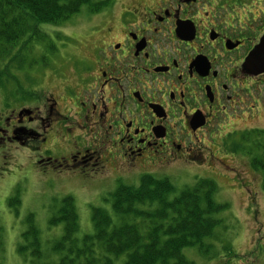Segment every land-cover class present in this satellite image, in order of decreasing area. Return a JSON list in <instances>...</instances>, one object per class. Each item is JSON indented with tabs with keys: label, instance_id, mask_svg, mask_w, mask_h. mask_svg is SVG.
<instances>
[{
	"label": "flooded vegetation",
	"instance_id": "1",
	"mask_svg": "<svg viewBox=\"0 0 264 264\" xmlns=\"http://www.w3.org/2000/svg\"><path fill=\"white\" fill-rule=\"evenodd\" d=\"M97 19L84 67L52 63L56 88L0 118V145L30 149L39 171L118 181L199 164L214 123L264 108V73L245 67L264 0H128Z\"/></svg>",
	"mask_w": 264,
	"mask_h": 264
},
{
	"label": "trees",
	"instance_id": "2",
	"mask_svg": "<svg viewBox=\"0 0 264 264\" xmlns=\"http://www.w3.org/2000/svg\"><path fill=\"white\" fill-rule=\"evenodd\" d=\"M114 2L0 0V61L11 58L17 51L22 55L26 51L33 53L37 45H42L41 63L36 62V66L44 70L49 68L52 58L59 57V49L40 25L62 26L79 14L84 6L90 14L97 15L112 7ZM56 35L63 38V34ZM31 57L33 60L29 67L35 64L37 55ZM40 89L36 85L31 96L39 94ZM240 137L245 138L241 144L249 146L251 168L260 174L264 192V130L244 131ZM2 146L7 147L1 145L0 153ZM33 156L29 150V163L35 171L45 175L42 179L63 183V179L70 178L52 170L46 173L39 171ZM5 171L8 168L4 169V174ZM138 176L135 174L133 177ZM112 182V190L103 189L102 180L95 186L100 192H97V197L102 195L103 203H111V211L102 206L93 207V230L88 234L79 233L80 211L73 193L64 195L59 190L56 191L59 194L53 197L56 207L49 223L54 226L61 224L63 230L49 248L41 242L35 215H28L25 218L27 229L23 230L17 246L19 255L25 258L24 264H196L185 255L187 248L192 246L201 255L209 257L215 237L225 233L228 238L231 227L222 215L227 213L230 205L218 201L219 187L212 179L197 177L180 191L168 174H143L136 184L123 178ZM8 202L14 211L21 205L19 190L8 198Z\"/></svg>",
	"mask_w": 264,
	"mask_h": 264
},
{
	"label": "rangeland",
	"instance_id": "3",
	"mask_svg": "<svg viewBox=\"0 0 264 264\" xmlns=\"http://www.w3.org/2000/svg\"><path fill=\"white\" fill-rule=\"evenodd\" d=\"M114 1L112 7L121 10L128 0ZM98 15L90 14L84 6L79 14L62 26L40 25V29L48 33L49 38L58 46L59 57L52 58L51 61L55 66L58 65L56 69L66 62L64 72L74 75L70 66L77 70L84 67L87 62L81 57L82 55L88 57L90 53L88 51L90 45L87 49L84 46L88 42L87 39H90L91 29L98 22ZM56 34H63V38L57 37ZM42 49H44L42 45H37L33 53L26 51L22 55L17 51L11 56L12 61L11 58L0 61V118L3 121L8 120L14 109L30 103L36 85H39V88L41 86L46 89L56 88L55 75L45 73L48 67L44 70L36 66V62L41 63L39 59ZM31 55L37 57H34L35 64L29 67L33 60ZM18 58L20 59L17 60ZM23 58L24 62H21ZM49 68H53V64ZM39 75L40 78L37 80ZM213 130V136L209 138L207 148L204 149L203 157L206 159L203 162L179 167L165 164L157 173L168 174L174 180L178 191L191 184L197 177L212 179L219 187L218 201L230 205L227 213L222 215L226 218L227 225L231 227L228 238L225 237V233L215 237V244L209 257L201 255L192 246L187 248L185 255L196 264H264V192L261 176L251 168L249 146L242 145L241 140L245 138L240 137L244 131L264 130V108L260 110L259 115L238 123L231 121L220 123L219 126L214 123ZM235 131L241 133L237 135ZM223 140L226 148L222 151ZM29 150L22 147L18 149L16 146H2L1 149L0 173L3 175H0V264L25 263V258L19 255L17 246L22 232L27 229L28 223L25 218L30 214L35 215L36 226L40 230L41 242L45 248H49L50 243L60 237L63 225L54 226L49 223L52 210L56 207L53 204V197L59 194L56 191L62 190L64 195H67L66 193L76 195L80 211V234H88L93 230V207L102 206L111 211V203H103L100 199L102 195L97 197L100 192L95 186L102 180L101 178L85 181L71 177L63 179V183L54 179H42L45 175L35 171L29 163ZM6 168L8 171L4 174ZM116 173L111 169L109 175L112 178ZM111 178L105 177L102 180L103 189L114 188ZM139 178L140 176L123 177L127 182L135 184ZM78 184L84 187L80 188ZM16 190H19L22 201L15 210L17 212L8 205V198L14 195Z\"/></svg>",
	"mask_w": 264,
	"mask_h": 264
},
{
	"label": "water",
	"instance_id": "4",
	"mask_svg": "<svg viewBox=\"0 0 264 264\" xmlns=\"http://www.w3.org/2000/svg\"><path fill=\"white\" fill-rule=\"evenodd\" d=\"M245 67L255 74L264 73V37L262 38L260 44L257 45L248 56Z\"/></svg>",
	"mask_w": 264,
	"mask_h": 264
}]
</instances>
